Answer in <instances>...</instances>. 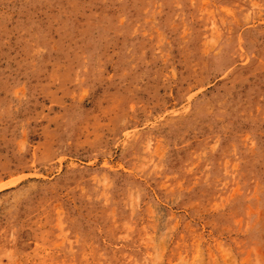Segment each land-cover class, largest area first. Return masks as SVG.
<instances>
[{
    "label": "rangeland",
    "instance_id": "1",
    "mask_svg": "<svg viewBox=\"0 0 264 264\" xmlns=\"http://www.w3.org/2000/svg\"><path fill=\"white\" fill-rule=\"evenodd\" d=\"M0 264H264V0H0Z\"/></svg>",
    "mask_w": 264,
    "mask_h": 264
}]
</instances>
